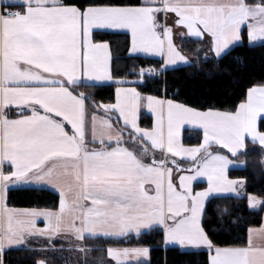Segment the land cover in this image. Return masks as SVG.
Here are the masks:
<instances>
[{
	"label": "snow or ice",
	"instance_id": "obj_1",
	"mask_svg": "<svg viewBox=\"0 0 264 264\" xmlns=\"http://www.w3.org/2000/svg\"><path fill=\"white\" fill-rule=\"evenodd\" d=\"M244 47H264V0H0V264H264V189L229 176L249 154L264 174V78L169 95L170 70ZM42 190L51 206H15Z\"/></svg>",
	"mask_w": 264,
	"mask_h": 264
},
{
	"label": "trees",
	"instance_id": "obj_2",
	"mask_svg": "<svg viewBox=\"0 0 264 264\" xmlns=\"http://www.w3.org/2000/svg\"><path fill=\"white\" fill-rule=\"evenodd\" d=\"M196 45L191 41L186 43L185 49H193ZM233 57H240L241 64H221L218 68L215 61L202 64L199 66H186L180 71L170 70L168 73L169 95H172L174 89L171 85L175 83L180 88L181 100H187L196 104L205 99L232 98L234 99L246 85L252 81H259L264 78V47L253 48H237L233 52ZM238 69V71H237ZM231 73L230 75L226 73ZM101 95H106V90H100ZM218 107L220 105H217ZM144 126H147L151 119L148 116L141 118ZM198 139L195 136L189 137L185 134V143L195 145ZM261 157L259 154H249L247 157L241 156L239 161H245L246 165H241L236 161L234 166H231L229 176L231 178H244L251 186L249 191H257L264 189V174H262ZM201 186H203L201 184ZM55 200V196L48 190L42 191H28L24 194L15 197L16 207H30L37 204L41 207L51 206ZM219 201H212L213 207L209 209V213L214 210L215 204ZM158 239V238H157ZM142 243H152V236H145L142 238ZM137 239H128L121 241L123 246H137L139 243ZM29 253L24 251L13 250L7 254V264H29L27 257ZM163 252L154 246L152 252V260L155 264ZM194 259L196 261L202 260L203 257H177L174 252L168 253L169 264H177L178 260Z\"/></svg>",
	"mask_w": 264,
	"mask_h": 264
},
{
	"label": "crops",
	"instance_id": "obj_3",
	"mask_svg": "<svg viewBox=\"0 0 264 264\" xmlns=\"http://www.w3.org/2000/svg\"><path fill=\"white\" fill-rule=\"evenodd\" d=\"M188 42H191V40H188V39L184 40V41L182 42V43H183V46L185 47L186 43H188ZM178 43H181V42L178 41ZM143 116H148V117H150V119H152L151 114L148 113L146 110H142L141 118H142ZM230 169H231V166H230V168H229V171H230ZM199 183L202 184L203 186H206V181H205V180H201V181H199ZM40 226L42 227L43 224H41ZM129 239H135V237L133 236V237H130ZM120 246H121V247H133V246H123V245H120ZM63 255L66 256V257H68V256H73L74 254H72V253H68V252H65V253H63ZM58 264H62V262H60V263H58Z\"/></svg>",
	"mask_w": 264,
	"mask_h": 264
},
{
	"label": "rangeland",
	"instance_id": "obj_4",
	"mask_svg": "<svg viewBox=\"0 0 264 264\" xmlns=\"http://www.w3.org/2000/svg\"><path fill=\"white\" fill-rule=\"evenodd\" d=\"M69 257V256H68ZM60 263V262H57V264Z\"/></svg>",
	"mask_w": 264,
	"mask_h": 264
}]
</instances>
